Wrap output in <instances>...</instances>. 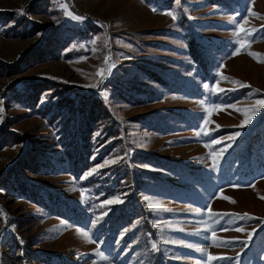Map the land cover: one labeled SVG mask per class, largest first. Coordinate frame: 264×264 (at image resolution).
Masks as SVG:
<instances>
[{
    "label": "rangeland",
    "instance_id": "rangeland-1",
    "mask_svg": "<svg viewBox=\"0 0 264 264\" xmlns=\"http://www.w3.org/2000/svg\"><path fill=\"white\" fill-rule=\"evenodd\" d=\"M258 101L264 0H0V264H264Z\"/></svg>",
    "mask_w": 264,
    "mask_h": 264
},
{
    "label": "snow or ice",
    "instance_id": "snow-or-ice-1",
    "mask_svg": "<svg viewBox=\"0 0 264 264\" xmlns=\"http://www.w3.org/2000/svg\"><path fill=\"white\" fill-rule=\"evenodd\" d=\"M177 2H179V0H177ZM62 7H67L66 5H62ZM154 11H155V9H154ZM165 14H167V15H170V16H172L173 17V19H175V16H174V14L173 13H171V12H169V13H165ZM68 15H72V13H68ZM74 19H82L81 17H77V16H74L73 17ZM251 55H253V56H255L256 54H254V53H250ZM237 83H239L238 81H237ZM243 86V85H242ZM204 87L205 88H208L209 86L206 84V85H204ZM220 91H223V89H220ZM257 103H261V104H264V101H258ZM232 107H235L234 105L232 106ZM236 135H239V133H237ZM225 139H233V137H226ZM215 143H221V141L220 140H216L215 141ZM217 156H219V153H217L216 154ZM216 165H215V163H214V165H213V167H215ZM91 173H89V175H90ZM113 202H118V201H108V203H113ZM0 212H2V209H0ZM244 215H247V214H244ZM239 218H243V217H239ZM238 231H244V229H237ZM81 235L82 236H84L85 238H88V234L86 233V232H84V233H81ZM249 235H251V233L249 234ZM89 242H91L90 240H89ZM200 251H204V249H200ZM210 259H212V260H215V259H218L219 257H216V256H210L209 257Z\"/></svg>",
    "mask_w": 264,
    "mask_h": 264
}]
</instances>
